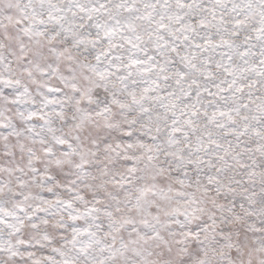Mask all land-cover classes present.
<instances>
[{
  "label": "snow or ice",
  "instance_id": "6c2138e0",
  "mask_svg": "<svg viewBox=\"0 0 264 264\" xmlns=\"http://www.w3.org/2000/svg\"><path fill=\"white\" fill-rule=\"evenodd\" d=\"M0 264H264V0H0Z\"/></svg>",
  "mask_w": 264,
  "mask_h": 264
}]
</instances>
